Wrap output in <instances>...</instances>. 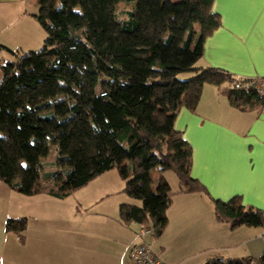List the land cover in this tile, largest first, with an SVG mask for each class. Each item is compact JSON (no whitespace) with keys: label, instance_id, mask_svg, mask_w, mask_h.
<instances>
[{"label":"trees","instance_id":"trees-1","mask_svg":"<svg viewBox=\"0 0 264 264\" xmlns=\"http://www.w3.org/2000/svg\"><path fill=\"white\" fill-rule=\"evenodd\" d=\"M118 1L40 4L43 48L1 64L0 181L23 195L66 198L116 168L124 192L141 202L122 204L121 222L145 224L159 237L175 192L164 176L156 192L151 171H174L179 192L210 195L191 175L192 147L175 129L179 109L195 110L205 84L232 85L229 102L241 110L264 98L245 87L248 79L196 66L206 38L222 24L214 0H125L137 5L123 21ZM187 71L193 76L178 77ZM52 152L55 168L44 171ZM212 202L217 220L232 228L264 227V209L246 206L241 196ZM27 226L25 217L6 223L21 242ZM205 264H264V252Z\"/></svg>","mask_w":264,"mask_h":264},{"label":"crops","instance_id":"crops-1","mask_svg":"<svg viewBox=\"0 0 264 264\" xmlns=\"http://www.w3.org/2000/svg\"><path fill=\"white\" fill-rule=\"evenodd\" d=\"M42 1L0 0V83L2 63L44 44L46 33L35 17ZM212 10L222 24L206 38L196 66L225 69L239 79L264 77V0H214ZM231 87L205 84L197 108L178 111L175 129L193 150L191 175L210 195L174 190L161 236L141 238L140 224L121 222L120 207L130 202L122 197L128 195L116 168L81 188L87 191L69 216L63 215V198L47 192L23 195L0 181V264H135L130 250L142 241L166 264L259 257L264 227L232 228L217 220L212 202L241 196L246 206L264 209V103L238 109L228 99ZM44 161V171L55 167L49 156ZM163 176L150 172L156 192L155 182ZM24 217L28 226L21 242L6 223Z\"/></svg>","mask_w":264,"mask_h":264},{"label":"rangeland","instance_id":"rangeland-1","mask_svg":"<svg viewBox=\"0 0 264 264\" xmlns=\"http://www.w3.org/2000/svg\"><path fill=\"white\" fill-rule=\"evenodd\" d=\"M178 1V0H173ZM136 3H129L126 2L125 0H119L116 4L117 10H116V18L118 21H123L126 20L128 18V11L129 10H134L136 9ZM197 29L199 28V26L196 27ZM44 45V44H43ZM43 45L41 47H38L39 49L37 50H41L43 48ZM193 72H182L178 75V77L180 79H188L191 76H193ZM56 153L52 152L51 155L49 156V161L48 163H54L56 161ZM55 167H53L54 169ZM156 171V170H155ZM164 178L168 181V183L171 185L172 190L177 191L180 188V184H179V179L177 177V175L175 174L174 171L172 170H167L165 172H163ZM160 184V181L155 182V186H158ZM80 190V191H79ZM77 192V190L70 196L63 198V215L69 216V215H74L75 212V206L78 203V201L81 200L82 194L84 193V191H87L85 189H79ZM90 191V190H88ZM81 195V196H80ZM121 196H114V199H119ZM122 197H128V202L130 203H141L139 200L133 199L130 196H122ZM110 201V200H109ZM125 202V201H124Z\"/></svg>","mask_w":264,"mask_h":264},{"label":"built area","instance_id":"built-area-1","mask_svg":"<svg viewBox=\"0 0 264 264\" xmlns=\"http://www.w3.org/2000/svg\"><path fill=\"white\" fill-rule=\"evenodd\" d=\"M2 48L0 46V52ZM245 87L254 90L261 98H264V77L251 78L245 82ZM101 92V95H105ZM139 236L141 238L150 237L153 241L152 230L145 224H140ZM130 257L135 264H166L155 253L149 242L142 241L132 245Z\"/></svg>","mask_w":264,"mask_h":264}]
</instances>
